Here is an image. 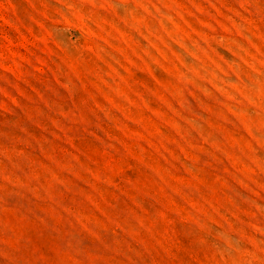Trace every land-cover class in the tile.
I'll return each mask as SVG.
<instances>
[{
  "label": "rangeland",
  "instance_id": "374dc122",
  "mask_svg": "<svg viewBox=\"0 0 264 264\" xmlns=\"http://www.w3.org/2000/svg\"><path fill=\"white\" fill-rule=\"evenodd\" d=\"M0 264H264V0H0Z\"/></svg>",
  "mask_w": 264,
  "mask_h": 264
}]
</instances>
